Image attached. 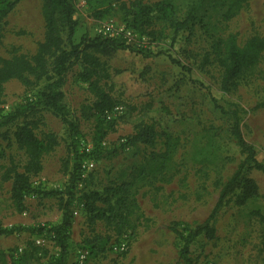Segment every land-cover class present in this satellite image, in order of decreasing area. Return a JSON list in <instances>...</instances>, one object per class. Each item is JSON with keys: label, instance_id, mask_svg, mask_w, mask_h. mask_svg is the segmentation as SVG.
<instances>
[{"label": "rangeland", "instance_id": "374dc122", "mask_svg": "<svg viewBox=\"0 0 264 264\" xmlns=\"http://www.w3.org/2000/svg\"><path fill=\"white\" fill-rule=\"evenodd\" d=\"M14 2L15 0H10ZM163 0H75V19L79 27L73 39L80 44L84 36H100L103 26L124 28L122 39L135 49L154 56L144 58L120 50L111 57L98 55L111 79L100 86L123 108L112 120L96 109L98 97L90 83L82 81L83 69L74 65L62 88L69 118L80 127L79 150L90 154L105 152L101 158L82 161L83 181L75 190L74 223L69 240L67 264H185L180 258L182 243L170 227L181 232L202 224L214 209L219 183H225L244 161L231 133V120L217 107L241 110V129L245 139L264 163V53L255 74L231 93L221 90V68L204 64L211 39L199 26L193 33H180L157 11L137 16L135 3L156 7ZM190 0H177L179 18ZM44 0H20L8 16L0 15V67L2 61L17 55L32 57L45 37L42 15ZM217 24V19L213 20ZM222 37L236 35L240 46L253 37L264 38V0H247L240 14L228 23L218 24ZM116 36V35H115ZM66 38V36H65ZM47 83L27 89L11 81L0 99V117L20 105L36 100ZM214 100L218 103H214ZM37 124L38 138L55 137L57 145L43 157V171L32 178L41 191H64L70 182L75 157L70 133L60 118L47 109L26 119ZM22 122V120L20 121ZM157 132L153 146L111 153L121 147L142 125ZM16 125L0 129V227L24 232L0 238V251L17 259L30 257L29 264H48L58 254L52 228L62 222L59 197L30 195L26 211L19 212L11 200V181L3 175L15 160L27 162L24 151L13 142ZM172 158L165 163L168 153ZM111 153V154H110ZM95 167L85 170L86 162ZM149 162L162 165L155 173L141 172ZM134 181L143 217L136 231L118 235L106 221L92 225L84 210L82 195L103 189L119 177ZM260 197L245 206L231 201L216 220L217 239L200 237L190 247L194 264H264V172L252 171ZM105 242L106 252L91 253L89 242Z\"/></svg>", "mask_w": 264, "mask_h": 264}, {"label": "trees", "instance_id": "16d2710c", "mask_svg": "<svg viewBox=\"0 0 264 264\" xmlns=\"http://www.w3.org/2000/svg\"><path fill=\"white\" fill-rule=\"evenodd\" d=\"M20 0H0V15L6 17L16 7ZM177 0H163L156 7L135 3L137 16L147 17L151 12L157 11L162 20L169 21L176 39L180 33L189 31L193 33L199 26L211 39L209 53L205 55L204 64L216 63L221 68V90L231 93L243 82L250 79L264 53V38L253 37L245 46H240L236 35L222 37L218 33L219 23H228L237 17L242 11L247 0H190L186 12L181 18L177 17ZM43 19L45 22V37L38 46L34 56L17 55L11 60L2 61L0 67V99L5 94V87L11 81H19L27 89L46 82L43 91L36 100L20 105L10 113L0 117V129L15 126L14 141L5 137L8 147L13 142L24 151L27 162L19 165L15 160L3 175V180L11 181V200L19 212L26 211V197L44 195L59 197V209L63 212L60 225L52 228L56 244L58 246L57 257L48 264H67L69 256V240L74 223V204L76 201L75 190L83 181L82 161L86 158H101L105 152L82 153L79 150L78 135L79 125L69 118V111L64 102L62 88L66 84L67 74L74 65H80L83 69L80 77L82 81L90 83V86L98 97L96 109L102 115L115 107V102L104 89L101 88L102 80L111 79L104 62L98 55L113 56L117 51L125 50L150 58L154 55L145 49H135L126 44L120 38H110L103 35L95 38L84 36L80 44H75L73 39L79 27L75 19V0H44ZM217 19V24L213 20ZM66 36V38H65ZM1 61V58H0ZM1 103V100H0ZM214 103H218L214 100ZM220 111L229 116L231 120V133L236 140L244 161L238 170L225 183H219L220 195L209 217L194 228L181 232L176 227L170 230L177 235L182 247L180 258L185 264H194L190 256V247L200 237L208 241L217 239L216 220L221 211L231 201L237 206L243 207L249 201L258 199L259 186L250 173L254 170L264 172V163L257 159L255 147L244 137L241 129V110L238 105H232L229 109L218 106ZM264 107V100L258 104ZM41 109L51 111L67 126L71 147L75 157L73 170L70 174V182L64 191H41L33 186L32 178L43 171V157L52 151L57 145L55 137L47 135L44 140L38 138L35 130L37 124L27 121V117ZM22 120V122H20ZM157 139V132L151 125H142L140 129L120 148V150L137 147L138 145L153 146ZM110 153V154H111ZM172 153L169 152L165 163L170 161ZM162 165L149 162L141 168V172L155 174ZM125 174L114 183L106 186L102 192L88 191L82 195L84 210L89 222L94 225L98 221L106 223L114 228L118 235L135 232L137 222L143 217L139 202L138 188L134 181L125 180ZM264 222V217H261ZM23 229H4L0 227V238L24 232ZM105 242H89L91 253L96 250L106 252ZM30 257L17 260L9 251H0V264H29Z\"/></svg>", "mask_w": 264, "mask_h": 264}, {"label": "built area", "instance_id": "2783aa9c", "mask_svg": "<svg viewBox=\"0 0 264 264\" xmlns=\"http://www.w3.org/2000/svg\"><path fill=\"white\" fill-rule=\"evenodd\" d=\"M100 35L110 37V38H115L117 36L125 35L129 41L131 40V38L126 35L124 28L115 30L113 26H107V25L101 28ZM122 110H123L122 107L116 106L111 111H106L104 114V117L106 120H112L115 115L122 113ZM94 167H95V164L93 161H88L83 166L85 170H92Z\"/></svg>", "mask_w": 264, "mask_h": 264}]
</instances>
